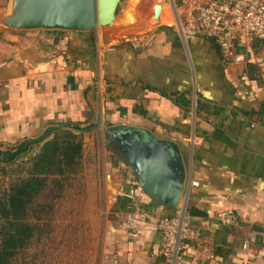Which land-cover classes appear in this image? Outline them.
Segmentation results:
<instances>
[{
    "label": "crops",
    "instance_id": "obj_1",
    "mask_svg": "<svg viewBox=\"0 0 264 264\" xmlns=\"http://www.w3.org/2000/svg\"><path fill=\"white\" fill-rule=\"evenodd\" d=\"M132 1L117 18L118 30L134 34L106 45L100 31L7 28L17 0H0V142L74 126L100 131L108 150L126 135L166 142L182 156L184 199L194 212L180 263L264 264V41L245 62H226L211 40L183 39L177 0H156L168 11L148 28L138 25L139 14L127 21ZM132 195L148 213L138 216L126 258L168 264L159 222L174 210L145 191ZM224 211L238 224L222 225Z\"/></svg>",
    "mask_w": 264,
    "mask_h": 264
},
{
    "label": "rangeland",
    "instance_id": "obj_2",
    "mask_svg": "<svg viewBox=\"0 0 264 264\" xmlns=\"http://www.w3.org/2000/svg\"><path fill=\"white\" fill-rule=\"evenodd\" d=\"M142 1L137 11L141 17L138 25L142 27L148 28L150 23L158 21L154 17L157 6L161 7V14L168 11V6L156 4V0ZM164 1L168 5V0ZM177 1L180 14H184L186 6ZM126 3L127 0L122 1L118 13ZM121 20L116 18L112 26L99 28L94 34L100 31L106 45L133 35L134 31L118 30L123 28L119 27ZM71 131L77 136L76 142L83 145L79 165L57 182L49 178L46 189L35 199L28 217L36 227L35 238L16 257L15 264H131L126 258L128 244L136 235L134 225L138 216H147L148 209L132 199L126 211L120 208L125 198L133 196V191L144 192L139 177L113 149H107L105 135L100 131ZM18 143L21 142H0V151H7ZM43 145L6 169L0 166V190L29 176L30 159L41 152Z\"/></svg>",
    "mask_w": 264,
    "mask_h": 264
},
{
    "label": "water",
    "instance_id": "obj_3",
    "mask_svg": "<svg viewBox=\"0 0 264 264\" xmlns=\"http://www.w3.org/2000/svg\"><path fill=\"white\" fill-rule=\"evenodd\" d=\"M123 0H17L15 13L5 19L14 30L86 33L110 27ZM161 7L155 18L159 20ZM119 133L114 131L112 134ZM115 152L139 177L140 187L165 210H177L185 197L187 172L179 151L166 142L135 141L121 136Z\"/></svg>",
    "mask_w": 264,
    "mask_h": 264
},
{
    "label": "built area",
    "instance_id": "obj_4",
    "mask_svg": "<svg viewBox=\"0 0 264 264\" xmlns=\"http://www.w3.org/2000/svg\"><path fill=\"white\" fill-rule=\"evenodd\" d=\"M185 13L177 20L181 36L211 40L226 62L241 63L246 51L264 41V0H185ZM195 185V184H194ZM191 213L183 199L173 214L159 222L160 257L168 264H181L184 244L191 239ZM224 226H235L238 218L233 211L219 214Z\"/></svg>",
    "mask_w": 264,
    "mask_h": 264
},
{
    "label": "trees",
    "instance_id": "obj_5",
    "mask_svg": "<svg viewBox=\"0 0 264 264\" xmlns=\"http://www.w3.org/2000/svg\"><path fill=\"white\" fill-rule=\"evenodd\" d=\"M74 127L79 131V127ZM62 130L63 135H57ZM76 140L71 130L52 128L38 139L24 140L7 151H0V166L6 169L44 143L41 152L30 159L29 176L0 190V264H15L20 252L31 245L36 227L28 220L30 210L38 195L46 189L49 178L57 182L79 165L83 145ZM122 202L120 211H126L131 199L127 197Z\"/></svg>",
    "mask_w": 264,
    "mask_h": 264
},
{
    "label": "bare ground",
    "instance_id": "obj_6",
    "mask_svg": "<svg viewBox=\"0 0 264 264\" xmlns=\"http://www.w3.org/2000/svg\"><path fill=\"white\" fill-rule=\"evenodd\" d=\"M142 0H133L131 3V7L132 10H130L131 12L128 11V18L127 21L131 24V23H135L136 22V18H137V11L140 8V6L142 5ZM131 9V8H130ZM127 16V15H126ZM139 16V15H138ZM125 18V17H124ZM115 22V21H114ZM123 22V21H122ZM126 22V21H125ZM127 22V23H128Z\"/></svg>",
    "mask_w": 264,
    "mask_h": 264
},
{
    "label": "flooded vegetation",
    "instance_id": "obj_7",
    "mask_svg": "<svg viewBox=\"0 0 264 264\" xmlns=\"http://www.w3.org/2000/svg\"><path fill=\"white\" fill-rule=\"evenodd\" d=\"M116 145V144H115ZM117 148H119L117 145H116Z\"/></svg>",
    "mask_w": 264,
    "mask_h": 264
}]
</instances>
